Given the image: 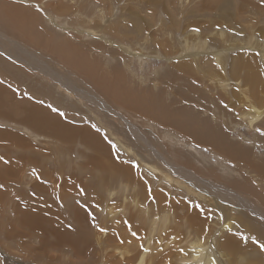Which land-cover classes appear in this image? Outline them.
Returning a JSON list of instances; mask_svg holds the SVG:
<instances>
[{
    "label": "bare ground",
    "instance_id": "obj_1",
    "mask_svg": "<svg viewBox=\"0 0 264 264\" xmlns=\"http://www.w3.org/2000/svg\"><path fill=\"white\" fill-rule=\"evenodd\" d=\"M41 1L43 2V0ZM53 4L54 2H46L44 5L49 8L53 7ZM227 7L229 8V6ZM251 8L252 9L249 11V23H259L263 16V8L256 4H251ZM29 10L30 8L23 7L20 10L22 13L21 17L16 14L0 16V51L7 57L12 58L16 63H19V65L24 64L30 70L43 76H47L50 80L52 79L51 81L57 83L60 88L67 91V93H59L62 94L59 98L60 101L71 103L65 105L66 107L70 108L71 106H76L82 112L85 110L88 112L87 116L90 117L92 115L96 122L90 125L81 123L84 121V118L73 119V116L71 117V114H74V111L72 113L70 112L71 114L65 113V118H67L68 121L74 122L70 123L60 115L31 102L26 97L16 96L15 94L18 92L14 87L11 86L10 91L8 87L0 83V117L9 121L8 123L6 122L8 125L7 128L5 126L0 128V158L6 160V163H3L0 160V182L7 185L9 181L20 182L25 180L23 178H26V181H28L30 178L34 181L32 182V185L44 191V188H42L43 185L36 182L39 177H44L45 179L50 180L52 187H59V190L54 194L55 197L53 203L50 202L52 204L47 207L49 211L45 212L48 217L51 216L49 219L51 220L50 223H52V226L50 224L51 230L48 231V233H51L50 236L53 240V245H51L52 243L50 244L51 247L53 246L52 253L49 256L51 262L54 264H233L231 263V259L227 257L234 250L236 239L232 238L233 234H224V232L228 229L230 220L236 222L240 221L241 223V218L240 216H236V214L232 217L228 215L227 211L233 213V208L231 206L234 204L239 209L242 208L241 204L236 202V200L230 201V198L234 193L241 198L250 201L247 194L240 190L237 182L224 184L218 179H208L205 177L206 175H199L196 171L187 170L188 167L181 164L174 165L178 169L187 170L190 173V176H170L150 160H148L147 171H144L145 176H143L138 172L137 168H134V166L130 167L129 165L116 162L110 156V153L113 154L115 150H118L119 154L122 155L121 157H123L125 161H129L128 159H135L138 167H140V163L147 160L146 153L153 147V143L165 146L166 142L161 136L146 135L145 131L150 132L151 128L147 127L146 129H143V122L139 123L137 118L134 119L135 115L132 111H134V105L136 106L138 101L130 102L126 98V87L123 84L126 81L127 75H121L122 73L120 72V75H116L112 84H108L98 76H94L90 81L89 78L85 77L89 71L85 70L84 65L78 64L74 60L66 59V53H62L58 48L54 47L52 43L48 47L43 41H39V38L36 35L32 33L29 34L27 30H23L22 19L30 18L26 17L29 15ZM62 17L61 15H58L53 18L49 15L45 19L48 20L47 22L55 21V26L62 27V31L64 29L70 31L71 24L59 25L56 23V21ZM203 21L209 23L211 20L205 19ZM50 22L47 24H51ZM194 25L195 23L191 22V26ZM160 26L161 29H159V33L152 34L159 44L158 50L152 54H167L166 60L168 61V66L166 67L167 71L158 73L160 76H158L157 79L155 78L157 81H150V87L159 90L164 83L162 78L166 79L170 72H174L176 75L180 74L187 79L186 82H190V86L187 87L188 89L182 86V82L179 78L176 79L178 84L181 85H174L175 90H173L171 86L169 87L168 84L167 89L172 96L167 97L169 99L167 102L169 103H166V108L167 106L171 107L173 104H171L172 101L175 103L178 102L176 100L178 98H180L181 101L186 100L194 103V96H197L195 95L194 84L191 83V80L199 81V73L202 72V74H204L208 69L213 67L211 65L207 68L199 63V58L204 55L215 58L217 66L220 65L221 67V69L219 68L220 70H216L213 74V79H211L212 83L207 86L208 88H213L217 91L221 98L227 102L229 97L227 86L226 92H221L216 83V79H222L227 82L228 85L229 78L227 77L225 67L226 57L232 53V50L241 49L243 47L242 40L236 38L237 40L235 42L231 44L228 43L229 45L223 48L221 45L227 44H222V42L218 40H212L210 44L206 38L207 35H199L200 30L193 28L188 31L182 26L183 31H181L182 35H180L183 40V49H180L182 53L180 51L177 53H169L165 48V41L168 35L177 33L176 28L178 27V20L172 16L170 17V24H167L162 19ZM86 29H78L75 33L77 36H80ZM11 33L20 36L22 39L10 35ZM189 35L192 40H190ZM110 39L111 38L108 36L105 37V42L110 49L114 50L116 47ZM108 41L112 43H108ZM39 42L43 43L42 47ZM206 42L208 43L207 45H199H203ZM212 42L214 43L213 47ZM234 44H236V46H234ZM31 46L40 52L46 53L56 64L43 54L33 50ZM109 48L108 50H110ZM125 51L128 54L127 65L125 64L127 60L125 59V56L123 57V63L126 68L132 67V65H135V62H137L135 70L146 66L147 60L145 61L146 58H144V54L137 51L134 52L130 49H126ZM104 52L105 51H103V53ZM165 54H163V56ZM113 58L112 61L116 62L117 58L115 54H113ZM230 59L229 74L232 77L235 98L227 105L232 109L229 114L230 117H233L231 115L240 114L241 119H239V121H244V129L250 132L253 131L254 126L261 121V125L264 124V77L259 73L257 67L253 65L252 61L248 60V55H239L236 53L231 55ZM10 66H5V64L4 67L0 66L1 73L6 75L10 72V69L15 70L17 68L13 65ZM55 68H58V72ZM66 68L80 75L83 82L78 78H75L78 82H75L74 87L67 84L62 76L67 77V75H71V73L64 70ZM4 69L7 70L4 71ZM251 70L253 72H251ZM21 71L23 70L21 69ZM144 71L146 70L144 69ZM250 72L251 77L249 78L247 73ZM141 74H143V71L140 75ZM144 77H146V73ZM141 80L140 83L142 82ZM146 81L148 80H143V83ZM23 82L24 81H21V84H23ZM148 83L144 85L149 86ZM103 88L105 90H103ZM106 89L108 95L113 94L119 98V102H121L122 105L121 107H123L126 115L123 113L121 114V112L119 113L118 110L116 111L112 106L113 103L110 106H107L108 98L105 99L106 97L104 98V96H102L103 93H106ZM146 90L147 88H142L140 89V92L142 91L144 93ZM100 97L103 98V102L106 104L105 109H108L109 111L105 110L96 100V98H98L102 102ZM116 97L113 96L111 99H117ZM137 97L141 98L143 95ZM124 98L126 99L124 100ZM149 99L153 104L157 105L155 103V98L149 96ZM57 103L60 104V102ZM213 107L217 109L216 111L219 115V108L216 105ZM222 109L223 116H226V109ZM4 110L14 111L13 119L5 114L6 112L4 113ZM234 111L238 113H235ZM136 112L137 110L134 111V113ZM103 113H105L106 116L108 115L111 117V119L107 122L100 123L101 114ZM212 115H215V113H212ZM12 121H14L16 125L12 124ZM115 122L120 127V124L125 126L131 134H125V128H123V130L122 128H118V126L114 124ZM159 122L164 125L173 126L172 123L170 124L165 120H159ZM218 123L223 124L221 121H218ZM95 124H97V126L99 124L103 125L106 129L102 126L96 128ZM148 125L151 126V124ZM225 126L226 125L223 124V127ZM197 127H199L198 129L201 128L199 125L196 126V128ZM232 128L234 132H237L238 127L232 126ZM97 129L102 130L103 133L97 131ZM152 129H154V127ZM222 130L223 129L220 128L216 131L214 138L212 137L213 139L209 140L207 138L208 140L206 141L204 138L203 140H200V137L198 138V136H196V130L193 134H190L192 140L194 139L198 144H203L210 149L212 157L205 158V163H216L223 172H226L227 167H229V171H233V175L231 173V176H264V174L261 173L260 168L261 166H264V163H262V161L261 163H257L247 159L244 155L245 153H242L239 150V147H247L249 150L252 149L251 147H253V145H251L250 140L244 139V137L241 136L240 138L242 141L236 139L230 141V146H227L226 144L223 146L222 143L227 136L223 134ZM207 131L208 130H206V132ZM261 132H264V128L260 127L256 136ZM205 134L208 136V133ZM253 136L255 137V134ZM39 137L44 139H40ZM77 139H79V145H83L87 151L89 150L91 152L89 153L90 155H87L88 157L83 160H78L77 157L80 155H77L75 151L70 153L73 142H77ZM112 140L114 143L108 145V141ZM181 143L185 147L189 146L188 142L182 141ZM2 150H5V153H3ZM128 151H131V153L125 154ZM162 153H164L166 158L173 163V159L167 153V148L162 149ZM69 154H75L76 156L74 159L71 158V160H73L68 163L69 158L67 155ZM215 154L219 155L221 158H215L214 160ZM257 155L258 154L253 152L254 157H257ZM14 157L15 159H10ZM226 160L231 161L233 166H228L225 163ZM123 161L124 160H121L119 162ZM53 164L60 168L55 173L51 172L50 169ZM28 171H30L29 176L31 177L27 175ZM93 171H102L107 174L124 172L127 174V177L121 178L116 176L119 178L117 179V184L121 187L116 192L107 191L110 189V185H108L107 181L109 182V180L114 177H109L103 183L105 190H102L101 192L99 190V185H95L93 182L85 181L82 182V184L77 183L76 175L82 176L87 172L90 173ZM212 172L217 171L215 168H212ZM134 173L136 176H134ZM203 178L207 180H204ZM73 179L76 181H72ZM151 182H155L156 184L155 188L152 190L149 188ZM80 187L83 188L84 192L79 190ZM217 187H220L223 190L226 197L223 195L218 196L212 192L213 190H216ZM1 190L2 186H0V197L4 195ZM113 199H116V201H112ZM198 200L202 201V203H196L193 205V202ZM228 204L231 206L227 208ZM24 205H26V202ZM65 207L71 210V217L73 219L71 223H68L63 217V209ZM256 207L259 210H262L263 208L261 205H257ZM18 208V210H20L22 207L20 206ZM24 208L28 209L30 207L24 206ZM88 209H90L93 214L92 216L88 212ZM247 209L249 210V207H247ZM259 210L250 209L248 218L258 217L264 222V215ZM239 212L244 214L241 210ZM23 215L25 221L31 222L34 225L49 220L46 218L47 216L44 217L42 214H31L25 211ZM215 216H218L223 220V231H215L213 229ZM17 219L18 217L15 220ZM93 219H95L96 225L91 222ZM8 220H10V218ZM12 222L14 223V221ZM22 223L23 222H21V224ZM67 223L68 225L66 226ZM145 224L147 226L150 225L148 226V230L145 229L147 228V226H144ZM69 226H73L74 228H69ZM244 226L246 229V225ZM6 229L8 230V228ZM13 230H8L7 234H11ZM252 231L253 230L250 232ZM25 235V233L22 234L21 238H26ZM7 236L8 238L10 237V235ZM31 236L33 237L34 235ZM39 236L38 238L40 240L41 236ZM210 240L215 241L219 245L221 254L219 251L214 250V253L216 254L215 256L212 254V248H207ZM38 245H40V243ZM27 246H32L33 248V245L29 242H27ZM243 247L245 246L243 245ZM43 250L44 248L42 246L41 252L39 251L36 255L42 256ZM30 252L31 251H29V253ZM254 261L257 260L255 259ZM234 264H238L236 260Z\"/></svg>",
    "mask_w": 264,
    "mask_h": 264
},
{
    "label": "rangeland",
    "instance_id": "obj_2",
    "mask_svg": "<svg viewBox=\"0 0 264 264\" xmlns=\"http://www.w3.org/2000/svg\"><path fill=\"white\" fill-rule=\"evenodd\" d=\"M46 2L48 3L54 2L53 7H49L50 9L47 8L46 5H44L46 4ZM251 4H256L261 8H263L262 9L263 16L261 21L260 22L258 21L259 23H253V24L249 23V19H250L249 11L250 9H252ZM227 6H229V8ZM23 7H27L28 9L30 8L28 12L29 15H27L26 17L31 18V19L30 18L22 19L23 30H27L29 34L32 33L36 35L39 38V41L41 42L43 41V43L48 47L52 43L54 47L58 48V50H60L62 53L64 54L66 53V59H71L76 61L78 64L84 65L85 70L89 71L85 77L89 78L90 81L94 76H98L108 84H112L114 78L116 77V75L118 74L120 75V72L122 73L121 75H127L126 81L123 84L126 87L125 90V93L127 95L126 98L130 102L138 101L137 105L136 106L134 105L133 108L134 111L137 110V112L134 113V111H132L133 114L135 115L134 119L137 118V121L139 123L143 122L142 124L143 129H146L147 127L151 128L150 132L145 131L146 135L161 136L167 144V145L165 144V146H160L158 143H153V147L146 153L147 160L141 162L140 167H138L137 161L135 159H128L129 161L126 160L128 162L127 163L125 159L121 157L122 155L119 154L118 150H115L113 154L110 153V156L118 163L126 164L129 165L130 167L134 166V168H137L138 172L143 176H145L144 171L145 172L147 171L148 160H150L157 167H159L162 171H165V173L169 174L170 176H176V177L190 176V173L187 170H191V171H196L199 175L201 174L206 175L205 177L208 179H218L220 180V182L224 184L237 182L238 186L240 187V190L244 191L247 194V196L250 198V201L241 198L239 195L235 193L230 198V201L236 200V202H239L242 208L239 209L235 204L233 206L228 204L227 206V208L229 206L233 208V213L227 211L228 215L233 217L236 214V216H240L241 218V223L240 221L236 222L234 220H230L229 227L224 232V234H228V233L233 234L232 238L237 240V241L235 240V246L233 250L234 252L232 251L227 258H230L231 263L233 264L235 260L238 264L239 262L240 264H255V263L264 264V222L260 220V218L258 217L250 218L251 220L248 218L250 209L259 210L256 207L257 205H261L263 207L262 210L259 211H261V213L264 215V176H231V173L233 171H229L230 170L229 167H227L226 172H223L216 163L206 164L204 159L212 157L210 149L203 144H198L197 142L194 141V139L192 140V137L190 136V134H193V132L196 130V136H198V138L200 137L199 138L200 140H203V138L205 141L208 139L211 140L214 138L216 131H218L221 128L223 129L222 130L223 134L227 136L225 139L226 142L224 141L222 143L223 146L224 144L230 146L231 144L230 141L236 139H240V141H242L240 137L243 136L244 139L250 140V143L251 145H253L254 148L251 147L252 149L249 150V148L245 146L247 149L244 147H239V150L242 153H245L244 155L247 159L257 163H261V161L262 163H264V132H261L256 136V133L257 131H259V128L260 127L264 128V124L261 125L262 123L261 121L260 123L254 126L253 131L250 132L246 131L244 129L245 122L239 121V119H241L240 114L231 115L233 117H230L229 113L231 112L232 109L231 107L227 106L235 98L233 92V81L231 75L229 74V63L231 61L230 59L231 55H234L236 53H238L239 55L240 54L248 55V60L252 61L253 65L257 67L259 73H261V75L264 77V0H243V2L242 0H50V1L43 0V2L41 0H0V14H1L0 16H8L10 14H16L21 17L22 13L20 12V10ZM49 15L50 17L53 18H55L58 15H61V17L63 16L61 19H58L56 23H58L59 25L71 24L70 31L68 29H64L62 31L61 30L62 27L55 26V21H51V22L49 21L51 24L48 25L47 23L49 22H47L48 20L45 18H47ZM172 16L177 18L178 27L176 28L177 33L173 35H168L165 41V48L169 53H177L179 51L182 53L181 50L183 49L182 48L183 40L180 35H182L181 31H183L182 30L183 27H185L188 31H190L193 28L200 30L199 35L201 36L207 35L206 38L208 42H210V44L212 40H218L222 42V44H227V45H221V47L223 48L227 47L229 45L228 43L231 44L235 42L237 39L242 40L243 47L241 49L232 50L231 51L232 53L230 55H227L226 57L225 67H226L227 77L229 78L228 85L227 82H225L224 80L216 79V83L219 86L221 92L225 93L227 86V90H228L227 93L229 96L227 102H225V100L221 98V96L218 94L217 91H215L213 88H208L207 86L212 83L211 79H213L212 77L213 74L216 72V70H220L221 67L220 65L217 66V62H215L216 61L215 58L208 57L206 55L199 58V63L207 68L210 67L211 65L213 67L211 69H208L204 74L200 72L199 81L191 80V83L194 84L195 95L197 96L195 97L193 95L195 98L194 103L188 102L186 100L181 101L180 98H178L176 99L178 102L175 103L174 101H172L171 104L172 103L173 104L171 105V107L167 106L166 108V103L167 104L169 103L167 102L169 101L167 97L172 96L169 90L167 89L168 84L169 87L171 86V88L175 90L174 85H181L178 84L176 79L179 78L184 88L190 86V82H186L187 79L184 76L182 77L180 74L176 75L174 72H170L169 76L166 79L162 78V81L164 83L161 85V88L159 90H156L155 88L152 89L150 87L151 85L150 81H157L156 79L158 78V76H160L158 73L167 71L166 67L168 66L167 65L168 61L166 60L167 54L165 53H162L160 55L159 53L155 55L152 54L156 52L159 48V44L155 39V37L152 36V34L159 33V29H161L160 25L162 23V19L165 21V23L170 24V17ZM64 19H66L67 21ZM205 19L211 21L208 23L203 21ZM191 22L195 23V25L191 26ZM81 28H83V30L86 28L87 29L80 36H77L75 31ZM10 35L22 39L20 36H17L14 33H11ZM107 36L111 38L110 40L113 42L114 46L116 47L114 50L110 49L107 46L105 42V37ZM189 37L190 40H192L190 35ZM112 42L108 41V43H112ZM43 43H40L41 47ZM207 44L208 43L206 42L203 45L202 44L199 45L204 46ZM213 46L214 43L212 44V47ZM234 46H236V44H234ZM108 48L110 50H108ZM125 48L130 49L134 52L137 51L144 54L143 56L144 58H146L145 61L147 60L146 66L135 70L137 66V62H135V65L126 68V66L123 63V57L125 56V59L127 60L125 64L126 65L128 64V54L126 53ZM32 49L43 54L45 57H47L48 59H50L55 63V61L46 53L40 52L34 47H32ZM103 51L105 52L103 53ZM113 54L116 55L117 58L116 62L112 61L114 59ZM163 54L165 55L163 56ZM0 55H1L0 66L4 67L5 64V66L13 65L19 68V69L16 68L15 70H11L12 67L10 66L11 67L10 72L6 75L4 73H1L0 70V81H2V83H4L3 85L8 87L10 91H11L10 87L11 86L14 87L18 92L15 94L16 96L18 97L24 96L31 102L43 106L47 108L49 111L60 115L66 121L68 120L67 118H65V113H70V112L72 113L75 111L74 114L70 113L71 117L73 116V119L84 118L83 119L84 121L81 123L87 125L96 123L94 117L92 115L90 117L87 116L88 112H86L85 110H83L82 112L76 106H71L70 108L66 107L65 105L71 103L68 102L65 103L60 101L59 98L61 97L62 94L59 93L60 92L67 93V91L60 88V86L57 83L51 81L52 79L50 80L47 76H43L39 73L30 70L24 64H20L21 65L20 66L19 63H16L14 60H12V58L7 57L1 51H0ZM21 69L23 71H21ZM55 69L57 71L58 68ZM144 69L146 71H144ZM6 70L7 69H4V71ZM64 70H67L69 73H71V75L68 74L67 77L61 75L63 80L67 84L74 87L75 82H78L76 81L75 78H78L79 80H81V82H83V79L80 75L72 72L67 68ZM142 71L143 74L140 75ZM251 72L253 71L251 70ZM251 72L247 73L249 78L251 77ZM145 73H146V77H144ZM140 80L142 81L141 83ZM143 80H148V81L143 83ZM21 81H24L23 84H21ZM147 83L149 86L144 85ZM142 88L143 89L147 88V90L144 91V93L142 91L140 92V89ZM103 90L105 89L103 88ZM156 92L159 93L157 94ZM141 95H143V97L141 98L137 97ZM102 96H104V98L106 97L105 99L108 98L107 106H110L113 103L112 106L113 108H115L116 111L118 110L119 113L121 112V114L123 113L126 115L123 107H121L122 105L121 102H119L118 97H116L113 94L108 95L107 89H106V93L105 94L103 93ZM113 96L116 97L117 99H111ZM149 96L155 98V103L157 105L151 102ZM126 98H124V100ZM100 99H102V102L98 98H96V100L105 109L106 104L103 102L104 101L103 98L100 97ZM116 101L119 106L117 105ZM57 102H60L61 105ZM214 105H216L219 108L220 110L219 115L218 112L216 111L217 109L213 107ZM222 108L226 109L227 112L226 116H223ZM121 109L123 112L121 111ZM13 112L10 110L8 111L4 110V113L9 115L12 119H13ZM212 113H215V115H212ZM110 119L111 117H109L108 115L106 116V114L103 113L101 114L100 123L107 122ZM159 120L168 121L170 124L172 123L173 126L161 124ZM218 121L223 122V124H225L226 126L223 127V124L218 123ZM6 122L8 123L9 121L0 117V128H3V126L7 128L8 125ZM68 122L74 123L73 121H68ZM12 124H15V122L12 121ZM114 124L118 126V128L120 129L122 128V130L123 128H125L124 129L125 134H131V132L128 129H126V127L123 126L122 124H120L121 127L116 122ZM148 124H151V126H153L155 130L152 129L153 127L149 126ZM95 125L96 128H99L100 126L104 127L103 125L100 124L98 125L99 127L97 126V124ZM198 125L201 127L200 129H198L199 127L196 128V126ZM232 126L238 127L237 132H234ZM204 127L206 130H208L207 132L204 129ZM104 128L106 129V127ZM202 129H204L205 131ZM97 131L102 132V130L100 129H97ZM205 133H208V136ZM254 134L255 137L253 136ZM40 139H44V138H40ZM78 140L79 139H77V142L75 143L73 142L72 150L70 153H73V151H75L77 155L81 156V157L80 156L77 157L78 160L80 159L83 160L86 157H88L90 155L89 153L91 152L89 150L88 152L83 145L82 146L79 145ZM182 141L188 142L189 146L187 147L183 146L181 143ZM111 143L113 144L114 141L113 140L108 141V145ZM165 148H167V153L173 159V163H171L166 158V155L162 153V149ZM2 151L3 153H5V150ZM252 151L258 154L257 157L253 156ZM129 153H131V151H128L125 154H129ZM67 156L69 158L68 160L69 163L75 158L76 155L69 154ZM71 158L73 159L71 160ZM215 158H221V157L215 154L214 160ZM10 159H15V157ZM0 160L3 163H6V160L4 158L3 159L0 158ZM121 160L124 161L119 162ZM225 163L228 166H233V163H231V161L229 160H226ZM174 164H181L183 166L188 167V169L187 170L178 169ZM262 167L264 166L260 167L261 173L264 174V168ZM212 168H215L217 172H212ZM50 169L51 172L55 173L60 168L57 167V165L53 164ZM135 173L134 176H136L137 174ZM29 174L30 171L27 172L28 176ZM126 175L127 174L124 172H120V173L114 172L113 174H107L102 171H93L90 173L87 172L82 176L76 175V180L77 183H81V184L82 182L85 181L93 182L95 183V185H99V190L101 192L102 190H105L103 183L109 177L110 178L114 177L111 179L113 181L111 180H109V182L107 181L108 185H110V189L107 191L116 192L121 188L117 184L118 183L117 179L119 178L116 176L125 178L127 177ZM149 175L151 176L150 173ZM23 179L25 180H22L20 182L9 181L7 185L6 184L4 185L2 184V182H0V186H2L1 191L5 195L0 197V215H1L0 216V264H54L51 262V259L49 257L52 253V248H53V246L51 247V245H53V240L52 237L50 236L51 233L50 232L48 233V231L51 230V226H52V223H50L51 220L49 219L51 216L48 217L45 212L49 211L47 207L48 205H51L53 203L55 197L54 194L59 190V187H55V186L52 187L50 180H47L44 177L42 178L39 177L36 180V182L43 185L42 188H44V191H42V189H38L34 185H32V182L34 181L31 180L30 178L28 179V181H26V178ZM76 180L73 179L72 181H76ZM155 186H156L155 182H151L149 188L152 190L153 188H155ZM79 190L83 191V188L80 187ZM212 192L218 196L223 195L226 197V195L224 194L223 190L220 187H217V189L213 190ZM227 197H228V192H227ZM116 199H113L112 201H116ZM22 202L24 204L26 202V205H24ZM196 203L201 204L202 201L200 200L194 201L193 205H195ZM19 205L22 207L20 208V210H18L19 209L18 207H20ZM24 206H28L31 209L26 208L28 210L27 211L24 208ZM247 207H249V210L247 209ZM240 210L243 211L244 214L240 213L239 212ZM15 211H16V215H15ZM25 211L31 214H42L44 217L47 216L46 218L49 219L50 221L46 220L39 222V224L37 225H34L31 222L25 221L23 215ZM20 212L22 215L20 214ZM88 212L90 213L91 216L93 215L90 209H88ZM17 217L18 219L15 220ZM63 217L67 220L68 223H71L73 220L71 217V210L65 207L63 209ZM9 218L10 220H8ZM93 220H91V222L94 223V225H96L95 219ZM12 221H14V223ZM21 222L23 223L21 224ZM68 223L66 224V226L68 225ZM213 224H214L213 229L215 231H223V220H221L218 216H215ZM244 225H246V229ZM144 226L146 227L147 225L145 224ZM148 226L147 228H145L146 230H148ZM12 227L14 230L12 229ZM72 227L73 226H69V228ZM6 228H8V230H13V232L11 234H7L8 230ZM45 228H47L48 230ZM251 230L253 231L250 232ZM24 233L26 234L25 235L26 238L23 237L21 238L22 234ZM7 235H10V237L8 238ZM31 235L34 236L32 237ZM38 236L40 237L41 241L39 240ZM27 242L31 243L33 245V248L32 246L28 247ZM38 242L40 243V245H38L39 244ZM243 245L245 247H243ZM42 246L44 248V250L42 251L43 257L41 255H36L39 253V251L41 252ZM207 248H212L213 250L212 254L215 256L216 254L214 253V250L219 251L221 254V249L219 245L213 240L209 241ZM29 251L31 252L29 253ZM35 255L37 256V258ZM47 258L50 260H48ZM255 259L257 261H254Z\"/></svg>",
    "mask_w": 264,
    "mask_h": 264
},
{
    "label": "crops",
    "instance_id": "obj_3",
    "mask_svg": "<svg viewBox=\"0 0 264 264\" xmlns=\"http://www.w3.org/2000/svg\"><path fill=\"white\" fill-rule=\"evenodd\" d=\"M0 83H1V84H4V83H2V81H0Z\"/></svg>",
    "mask_w": 264,
    "mask_h": 264
}]
</instances>
